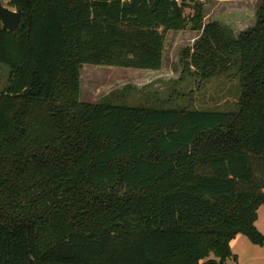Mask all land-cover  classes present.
Segmentation results:
<instances>
[{
	"label": "trees",
	"instance_id": "16d2710c",
	"mask_svg": "<svg viewBox=\"0 0 264 264\" xmlns=\"http://www.w3.org/2000/svg\"><path fill=\"white\" fill-rule=\"evenodd\" d=\"M186 1L7 0L0 264H223L237 235L264 245V0L251 28L212 23L194 46L205 69L236 70L233 109L79 99L83 65L158 70Z\"/></svg>",
	"mask_w": 264,
	"mask_h": 264
},
{
	"label": "rangeland",
	"instance_id": "374dc122",
	"mask_svg": "<svg viewBox=\"0 0 264 264\" xmlns=\"http://www.w3.org/2000/svg\"><path fill=\"white\" fill-rule=\"evenodd\" d=\"M259 1H186L179 26L168 31L162 42L158 70L83 65L79 72L80 101L90 106L121 105L143 111L233 109L239 97L236 70L221 72L217 66L205 69L200 63L207 62L206 58L198 59L200 53L194 50V46L202 37L204 28L212 23L230 31L233 37L251 28ZM2 2L7 4V0ZM197 9L201 10L199 25L193 20ZM7 77L8 69L2 68L0 91L5 87ZM259 210L258 227L261 229L264 206ZM230 247L237 260L228 259L223 264H264V245H253L245 236L238 235ZM208 260L216 261L212 256Z\"/></svg>",
	"mask_w": 264,
	"mask_h": 264
},
{
	"label": "water",
	"instance_id": "95a60500",
	"mask_svg": "<svg viewBox=\"0 0 264 264\" xmlns=\"http://www.w3.org/2000/svg\"><path fill=\"white\" fill-rule=\"evenodd\" d=\"M20 15L16 8L0 0V26L2 31L15 32L19 26ZM215 264V263H212Z\"/></svg>",
	"mask_w": 264,
	"mask_h": 264
},
{
	"label": "crops",
	"instance_id": "0c3cea01",
	"mask_svg": "<svg viewBox=\"0 0 264 264\" xmlns=\"http://www.w3.org/2000/svg\"><path fill=\"white\" fill-rule=\"evenodd\" d=\"M259 209H260V207L258 208V210H257V212H256V214H257V219H256V222H255V227H256V229H257L258 231H260L261 233L264 234V223L262 224L261 229L258 227V222H259V221H258V216H259V214H260V213H259V211H260ZM236 237H238V235H237ZM234 239H235V238H234ZM234 239H233V240H234ZM233 240H232V241H233ZM232 241H231V242H232ZM231 242H230V243H231ZM229 245H230V244H229ZM230 249H231V247H230ZM231 252H232V250H231ZM232 254H234V253L232 252ZM235 255H236V254H235Z\"/></svg>",
	"mask_w": 264,
	"mask_h": 264
},
{
	"label": "built area",
	"instance_id": "2783aa9c",
	"mask_svg": "<svg viewBox=\"0 0 264 264\" xmlns=\"http://www.w3.org/2000/svg\"><path fill=\"white\" fill-rule=\"evenodd\" d=\"M176 1H178V0H176Z\"/></svg>",
	"mask_w": 264,
	"mask_h": 264
}]
</instances>
